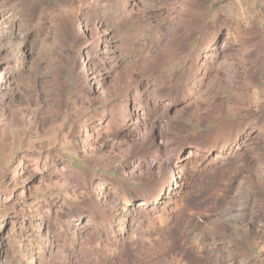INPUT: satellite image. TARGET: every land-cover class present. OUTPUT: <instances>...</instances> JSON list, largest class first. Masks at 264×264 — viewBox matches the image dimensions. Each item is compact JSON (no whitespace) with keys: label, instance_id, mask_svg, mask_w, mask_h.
Wrapping results in <instances>:
<instances>
[{"label":"bare ground","instance_id":"6f19581e","mask_svg":"<svg viewBox=\"0 0 264 264\" xmlns=\"http://www.w3.org/2000/svg\"><path fill=\"white\" fill-rule=\"evenodd\" d=\"M210 3L0 0L1 114L8 111L7 97L14 102L19 96L26 111L23 117L12 114L11 120L14 126L29 125L28 135L52 130L50 142L61 137L92 169L120 160L117 176L106 178L75 168L63 149L22 154L14 173L28 176V189L50 186L51 178L58 177L54 187L93 196L59 210L54 234L42 250L46 255L40 252L28 264H133L126 248L148 264H189L186 246L169 254L167 243L174 234V215L201 192V181L217 172L243 170L253 172V179H237L239 189L251 191L264 182V99L256 113L240 118L238 102L220 97L226 86L248 92L259 84L255 65L264 52V30H247L233 20L206 23ZM187 32L199 35L196 49ZM180 58L182 66L171 73ZM227 108L232 118H226ZM211 110L212 123L219 124L208 133V143L194 135L183 142L173 137L188 115ZM17 138L24 143L22 135ZM208 211L190 212L185 221L193 227L181 236L209 241L202 243L206 258L222 248L216 241L226 233L223 218L233 222L240 216L233 204L224 209L225 216ZM62 249L61 255L53 254ZM233 256L213 258L219 264H264Z\"/></svg>","mask_w":264,"mask_h":264},{"label":"rangeland","instance_id":"374dc122","mask_svg":"<svg viewBox=\"0 0 264 264\" xmlns=\"http://www.w3.org/2000/svg\"><path fill=\"white\" fill-rule=\"evenodd\" d=\"M210 2H212L208 6L210 14L206 23L213 24L219 19L229 22L233 20L234 22L240 23L242 25L241 28L246 27L247 30H252L255 27H260L264 30V0H210ZM161 5H166V3H162ZM155 31L157 33L156 29H154V32ZM223 31L225 32V30ZM187 33H189L191 49L199 47L201 42L199 35L195 32ZM184 55L187 57L189 53L186 52ZM260 57L261 58L255 65V71L258 73L257 77L260 81L258 85L253 86L248 92L238 87L228 86L220 91V97L227 98L231 102H238L239 111L241 113L240 118H245L252 113H256L264 99V52ZM183 60V58H180L176 62L171 73H174L182 66ZM17 89L19 90V88ZM72 90L71 88L69 91L70 95L73 93ZM14 98L13 101L17 103L12 102V97H7L6 106L8 111L4 115L0 112V132H4L3 130L7 132L0 134V264H28V262L32 260V256L35 255L37 256L36 258H40L38 254L40 252L44 253L43 251L46 250V245L48 243L47 239L51 238L52 234H54V220L56 215H60L59 210L70 208L74 201L81 203L93 197L87 194L82 195L78 189L54 187V182H56L58 177L51 178L49 182L53 184L50 186L46 187V182L39 190L35 188L33 190L30 188L28 189V183L26 182L24 184V180L26 181L28 176L26 174L20 175L14 173L15 164H17L18 160L22 158L25 152H33L35 154L42 152L45 155L47 151L58 153V151L63 149L62 155L66 158H72L75 168L83 172L93 171L95 173H101L106 178L111 175L117 176L120 170L118 163L120 162L119 157L115 158L113 164H111L112 167L108 165L106 168L100 166L92 169L90 163L82 159L81 153L77 152L74 154V149L71 145L63 141L61 137H58L56 142H50L52 130L43 128L39 132L37 131L38 133H35L36 135L33 133L28 135V131H30L29 125L14 126L11 120L12 114L23 117L24 110L26 111V107L21 103V98H19V96ZM30 117L32 116L30 115ZM212 117H214L212 110L207 114H205V112H200L188 115L185 122L186 124L182 129L175 131L176 133L172 132L173 137L179 138L178 141L183 142L186 137L194 135L197 137L199 143H208V138L210 137H207L208 133L218 127L219 124L218 121L212 123ZM232 117L233 111L227 108L226 118ZM6 125H9V127L3 129ZM25 129L27 132H24ZM21 135L25 140L24 143L18 144L19 140L17 137ZM29 137H31V139ZM49 144L51 145L49 146ZM180 145L181 143L179 146ZM41 147H43V150L40 149ZM57 159V157L51 159V163H56ZM128 159H130V155L125 156L122 161L125 162ZM261 164L264 165V160L261 161ZM240 169L242 170V166ZM233 172L236 173L233 174ZM233 172L224 171L221 172V174L217 172L213 176L208 177L207 180L201 181L203 185L201 192L197 194L193 193L182 204L183 207L181 206V208L178 209V212H176L177 215H174L175 221H172V223L175 224L172 228L174 234L170 235L168 239L169 244L167 243L169 254H172L171 252L179 245H184L186 246L185 255L189 264H219L218 262L215 263L214 256H218L221 260L223 257H229L230 255H234L232 258L235 257L236 260H242V255H244L247 256L248 259L256 258V260L264 263V182L259 181L256 184L257 189L255 188L251 191L242 188L239 189L235 181L237 179L239 180L242 176H247L246 179L252 180L253 172H246L243 170L239 173L237 171ZM12 174H14V176ZM199 179L200 177H197L195 180ZM43 181V179L38 180L33 183V186H40V183H43ZM133 184L135 183L133 182ZM24 185H26L25 189H23ZM20 193H22V195H20ZM55 202L57 203L56 206L53 205ZM232 204L236 208L238 215H240L235 217V220L239 222L245 220L247 227L245 224L236 223L235 220H233V223L228 217L223 218L224 222L222 228L226 233L218 238L219 241H216V243H218L217 245L222 248H220L221 250H214L216 254L214 252L211 254L210 252L207 253V256L211 255L212 258L203 257L204 253H202L204 252L202 243H209V241L203 242V239H201V241L198 240L197 242L192 238L184 236L185 239L187 238L185 240L184 237H181L187 230L190 231V228L193 227L188 221H185L188 220L187 216L190 212L198 216L202 215L204 211L209 210L208 213H210L209 215L211 216H225L224 209L230 207ZM44 221L45 224L43 225ZM180 231L183 234H181ZM234 233H236L237 236L234 235ZM169 245L171 247H169ZM93 246H96L95 243ZM86 247L88 246L86 245ZM162 249L163 246L159 245V253L163 251ZM61 252H64V249L60 252H54L53 254L57 256L61 255ZM126 255H128L127 257L133 264H148L149 262L147 261L148 259L137 258L130 248L129 250L126 248ZM53 264L58 263L54 262ZM223 264L228 263L224 262Z\"/></svg>","mask_w":264,"mask_h":264}]
</instances>
